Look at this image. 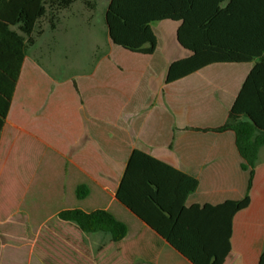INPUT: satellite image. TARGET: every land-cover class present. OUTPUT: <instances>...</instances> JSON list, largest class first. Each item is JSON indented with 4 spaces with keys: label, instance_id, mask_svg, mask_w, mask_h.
<instances>
[{
    "label": "crops",
    "instance_id": "obj_1",
    "mask_svg": "<svg viewBox=\"0 0 264 264\" xmlns=\"http://www.w3.org/2000/svg\"><path fill=\"white\" fill-rule=\"evenodd\" d=\"M95 11L79 2L59 13L55 30L42 22L9 114L0 119V264H259L264 147L249 201L216 215L223 204L245 199L249 172L235 133L212 131L226 123L254 63L203 69L166 84V75L146 70L145 59L133 66L141 54L122 49L132 59L116 49L105 14L101 25ZM9 30L21 34L16 26ZM78 30L99 38L82 51L80 42L68 40ZM3 66L0 78L9 81L18 60ZM135 150L199 182L167 239L116 198ZM82 186L88 193L80 199ZM74 209L108 211L127 226V236L115 242L59 219Z\"/></svg>",
    "mask_w": 264,
    "mask_h": 264
},
{
    "label": "trees",
    "instance_id": "obj_2",
    "mask_svg": "<svg viewBox=\"0 0 264 264\" xmlns=\"http://www.w3.org/2000/svg\"><path fill=\"white\" fill-rule=\"evenodd\" d=\"M79 2L96 7L90 0H0V28H4L0 31V72H5V60L12 57L18 60V67L9 73V81L0 78L1 120L9 114L26 52L43 34L42 22L47 20L55 30L59 13ZM161 21L180 22L177 42L190 52L189 57L171 63L166 84L214 64L254 63L229 110L226 123L212 129L235 133L242 167L249 172L245 199L223 204L216 209V215L234 211L249 201L259 152L264 147V0H110L105 13L112 43L147 56L153 55L157 48L152 24ZM10 26H16L21 34L10 31ZM198 186L196 178L135 150L128 160L116 198L167 239L188 197ZM87 193L85 186L77 189L80 199ZM58 217L76 224L87 234L107 233L115 242L123 240L128 233L127 226L106 210L91 213L65 210ZM230 222L227 223L228 236ZM259 264H264V249Z\"/></svg>",
    "mask_w": 264,
    "mask_h": 264
},
{
    "label": "rangeland",
    "instance_id": "obj_3",
    "mask_svg": "<svg viewBox=\"0 0 264 264\" xmlns=\"http://www.w3.org/2000/svg\"><path fill=\"white\" fill-rule=\"evenodd\" d=\"M90 1L91 3L96 4L95 17L98 20H100L101 25H103L104 14H105V11L107 9V6L110 0H90ZM81 6L83 5L78 4L76 7H81ZM179 25H180V22H176V21H161V22H155L152 24V28L156 34V37L158 38L157 39L158 46L155 50L156 52H154L153 54L154 56L153 55H149V56L142 55L136 58L135 56L133 55L130 56L131 54L124 52L122 48L116 47V49L121 52L123 51L122 53L127 55V57H130L132 59L136 58V60H132L133 66H135L134 62H137L140 59H145V61L148 62L147 69H146L147 71L167 75V71H168L169 66L171 65V62L176 61V60H181V59H184L190 56L189 51L183 49L180 46H177L178 44L176 42L175 34H176V29ZM98 38H99L98 35L93 37L91 34L87 33L84 30H78V31H74L70 39L68 40L80 42L81 50L86 51L90 40L98 39ZM171 43L172 44L174 43L176 45L177 50L172 49ZM124 58H123V62L126 63L127 67H130L132 63L130 62L129 64V59L124 60ZM245 65L247 64H214L204 69L211 71V70H215L216 67H221V66L238 67V68L247 67Z\"/></svg>",
    "mask_w": 264,
    "mask_h": 264
}]
</instances>
